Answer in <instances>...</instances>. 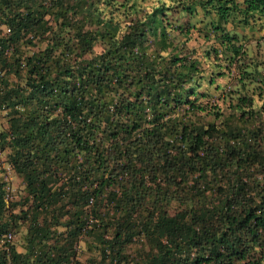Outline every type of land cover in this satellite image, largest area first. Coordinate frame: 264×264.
<instances>
[{
  "label": "trees",
  "instance_id": "1",
  "mask_svg": "<svg viewBox=\"0 0 264 264\" xmlns=\"http://www.w3.org/2000/svg\"><path fill=\"white\" fill-rule=\"evenodd\" d=\"M260 41L264 0H0V264H264Z\"/></svg>",
  "mask_w": 264,
  "mask_h": 264
},
{
  "label": "rangeland",
  "instance_id": "2",
  "mask_svg": "<svg viewBox=\"0 0 264 264\" xmlns=\"http://www.w3.org/2000/svg\"><path fill=\"white\" fill-rule=\"evenodd\" d=\"M250 34V33H249ZM260 36V32L255 31L254 35H250L249 40L247 42V49L249 54H252L256 51L258 46H256L257 38ZM261 46H264V42L260 41ZM7 177L10 183V193L11 196L18 197L22 192V184L18 177H16L11 170H7ZM19 244V243H18Z\"/></svg>",
  "mask_w": 264,
  "mask_h": 264
}]
</instances>
